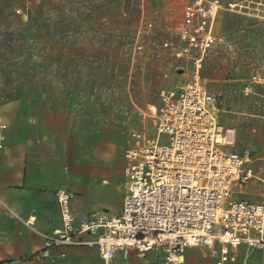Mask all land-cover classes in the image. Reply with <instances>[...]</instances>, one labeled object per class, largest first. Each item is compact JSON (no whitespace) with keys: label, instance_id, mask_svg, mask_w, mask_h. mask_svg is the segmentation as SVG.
I'll return each mask as SVG.
<instances>
[{"label":"rangeland","instance_id":"1","mask_svg":"<svg viewBox=\"0 0 264 264\" xmlns=\"http://www.w3.org/2000/svg\"><path fill=\"white\" fill-rule=\"evenodd\" d=\"M182 5L181 0H0V119L10 126L43 121L60 127L73 175L62 189L75 196L72 187L101 182L121 190L131 132L156 138L153 106L160 103V90L192 77L191 66L179 69L164 45L172 38L169 28L181 20ZM147 22L154 25L149 35L143 32ZM216 32L222 41L206 55L201 83L217 98L220 125L235 130L231 150L251 157L246 169L253 176L238 199L262 201L264 82L249 81L253 74L264 76V22L223 10ZM167 141L159 136V142ZM108 209L120 211L122 200ZM217 258L209 248L185 251V264H217Z\"/></svg>","mask_w":264,"mask_h":264},{"label":"built area","instance_id":"2","mask_svg":"<svg viewBox=\"0 0 264 264\" xmlns=\"http://www.w3.org/2000/svg\"><path fill=\"white\" fill-rule=\"evenodd\" d=\"M181 1V20L169 28L172 38L164 45L180 62L179 69L191 66L192 77L160 90V103L153 106L156 138L131 132L123 153L122 211L80 215L73 208V194L58 190L62 227L44 235L42 258L56 246L81 244L77 237L86 234L97 235L88 244L97 247L102 264H119L118 256L129 262L133 251L138 259L154 251L164 253L159 264H185V251L194 247L213 250L217 264H227L237 261L242 245L264 250V198L254 202L236 197L253 176L246 169L250 154L231 150L235 130L220 125L217 98L200 75L206 55L222 41L216 32L222 11L250 14L264 22V0ZM153 30V22L144 25L145 35ZM136 49L142 51L143 43ZM249 82L262 83L264 76L253 74ZM250 92L252 86H247L245 93ZM7 128L0 119V130ZM163 135L166 143L159 142Z\"/></svg>","mask_w":264,"mask_h":264},{"label":"crops","instance_id":"3","mask_svg":"<svg viewBox=\"0 0 264 264\" xmlns=\"http://www.w3.org/2000/svg\"><path fill=\"white\" fill-rule=\"evenodd\" d=\"M222 1L239 3L249 0ZM1 135L4 138L0 139V263L102 264L97 247L88 244L97 237L91 234L78 236L81 244L52 248L48 258L40 255L44 235L62 227L56 192L73 178L68 169L66 136L60 132V127L54 129L43 121L19 127L8 123L6 130H0ZM123 168L124 162L122 173L126 181ZM82 175L86 178L85 174ZM125 181L124 187L117 192L101 182L79 189L72 187L77 192L73 195V208L80 215L120 213ZM242 192L243 189L236 197ZM121 200L120 211L108 209ZM160 253L150 252L146 259L138 262L133 251L129 262L118 256V263L159 264ZM227 264H264V250L253 251L242 245L237 261Z\"/></svg>","mask_w":264,"mask_h":264}]
</instances>
